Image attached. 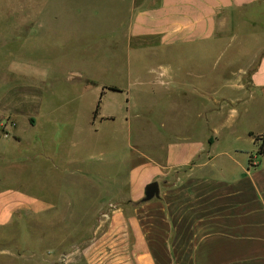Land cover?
Returning <instances> with one entry per match:
<instances>
[{
  "label": "rangeland",
  "instance_id": "obj_1",
  "mask_svg": "<svg viewBox=\"0 0 264 264\" xmlns=\"http://www.w3.org/2000/svg\"><path fill=\"white\" fill-rule=\"evenodd\" d=\"M254 10L220 19L211 48L147 51L120 27L127 1L0 0V264H93L113 211L142 204L125 179L142 141L159 140L151 122L140 133L142 113L155 129L202 130L208 98L215 109L246 87L264 52ZM160 67L168 92L150 91Z\"/></svg>",
  "mask_w": 264,
  "mask_h": 264
},
{
  "label": "crops",
  "instance_id": "obj_2",
  "mask_svg": "<svg viewBox=\"0 0 264 264\" xmlns=\"http://www.w3.org/2000/svg\"><path fill=\"white\" fill-rule=\"evenodd\" d=\"M122 1H127L128 15L120 27L125 26L128 39L147 41V51L211 48L220 19L243 20L245 11L264 4ZM248 19H264V12H249ZM160 68L162 74L150 91L168 92L170 83L163 80L165 68ZM240 87L215 109L209 97L204 127L187 134L167 131L158 120L155 129L150 111L142 113L140 133L145 135L151 122L148 126L159 140L153 142L154 150L150 140H143L138 151L133 136L127 138L130 150L140 156L139 162L128 164V194L140 200L146 185L156 182L160 196L113 211L105 241L99 240L90 253L93 264H264V152L258 153L262 141L256 143L250 136L264 138V52L248 85L241 82ZM132 126L126 124V130ZM49 159V171H56L57 179H68V167Z\"/></svg>",
  "mask_w": 264,
  "mask_h": 264
},
{
  "label": "water",
  "instance_id": "obj_3",
  "mask_svg": "<svg viewBox=\"0 0 264 264\" xmlns=\"http://www.w3.org/2000/svg\"><path fill=\"white\" fill-rule=\"evenodd\" d=\"M159 185L156 182H151L144 189V196L139 200L140 203L149 202L159 198Z\"/></svg>",
  "mask_w": 264,
  "mask_h": 264
},
{
  "label": "trees",
  "instance_id": "obj_4",
  "mask_svg": "<svg viewBox=\"0 0 264 264\" xmlns=\"http://www.w3.org/2000/svg\"><path fill=\"white\" fill-rule=\"evenodd\" d=\"M103 89H106V88L104 87ZM108 89L111 90V91H117V90H118V89L115 88V87H108ZM102 96H103V92H101L100 97H99V101H98L97 104H96L95 110H94V112H93V118H95V116L97 115V113H98V111H99L100 99L102 98ZM250 136H252V137L254 138V142H256V143H257L259 140L262 141V143H261V145H260V147H259L258 153H259V154H263V152H264V138H262V137L260 138V137H257V136H253L251 133H250ZM139 203H140V202H139ZM139 203H137V204H139Z\"/></svg>",
  "mask_w": 264,
  "mask_h": 264
}]
</instances>
